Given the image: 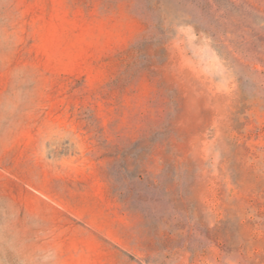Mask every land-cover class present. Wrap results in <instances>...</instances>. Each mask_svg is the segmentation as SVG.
<instances>
[{
  "label": "rangeland",
  "instance_id": "374dc122",
  "mask_svg": "<svg viewBox=\"0 0 264 264\" xmlns=\"http://www.w3.org/2000/svg\"><path fill=\"white\" fill-rule=\"evenodd\" d=\"M0 264H264V0H0Z\"/></svg>",
  "mask_w": 264,
  "mask_h": 264
}]
</instances>
